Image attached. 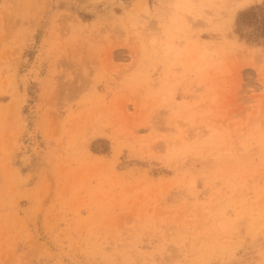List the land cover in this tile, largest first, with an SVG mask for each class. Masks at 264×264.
Returning a JSON list of instances; mask_svg holds the SVG:
<instances>
[{
    "label": "rangeland",
    "instance_id": "1",
    "mask_svg": "<svg viewBox=\"0 0 264 264\" xmlns=\"http://www.w3.org/2000/svg\"><path fill=\"white\" fill-rule=\"evenodd\" d=\"M240 1L0 0V264H264Z\"/></svg>",
    "mask_w": 264,
    "mask_h": 264
},
{
    "label": "trees",
    "instance_id": "2",
    "mask_svg": "<svg viewBox=\"0 0 264 264\" xmlns=\"http://www.w3.org/2000/svg\"><path fill=\"white\" fill-rule=\"evenodd\" d=\"M259 7H253L250 10H247L241 14V19L244 22H248V24H256L250 25L255 29V34L257 37L264 38V14H261L259 11Z\"/></svg>",
    "mask_w": 264,
    "mask_h": 264
},
{
    "label": "bare ground",
    "instance_id": "3",
    "mask_svg": "<svg viewBox=\"0 0 264 264\" xmlns=\"http://www.w3.org/2000/svg\"><path fill=\"white\" fill-rule=\"evenodd\" d=\"M248 1H249V0H242V1H240V2L238 3V6H239V7H240V6H244L245 4L248 3ZM165 46H167V47H165V48H166V52H169V49L172 48V46L170 45V43H169V44H166ZM259 51L264 52L263 47H261V48L259 49ZM201 55H202V54H201Z\"/></svg>",
    "mask_w": 264,
    "mask_h": 264
}]
</instances>
